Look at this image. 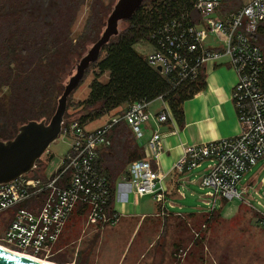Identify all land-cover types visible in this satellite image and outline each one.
Masks as SVG:
<instances>
[{
  "label": "built area",
  "instance_id": "2783aa9c",
  "mask_svg": "<svg viewBox=\"0 0 264 264\" xmlns=\"http://www.w3.org/2000/svg\"><path fill=\"white\" fill-rule=\"evenodd\" d=\"M240 1L238 7L225 11L224 0H193L189 10L154 29L148 38L152 49L146 62L172 90L197 80L209 62L225 60L235 73L231 99L239 134L184 147L172 168L181 174L208 163L199 187L204 191L202 203L209 215L220 207L218 200L250 205L253 182L237 186L264 159V46L255 43L256 36L264 31V0ZM157 99L164 108L156 114L149 111L150 102L138 100L95 129H87L76 119L62 123L58 137L68 138L70 143L52 170L47 172L44 167L42 174L35 176L36 166L0 183L1 248L51 262L72 244L63 243L71 217L84 219L82 232L89 227L116 225L119 214L112 206V191L96 165L99 152L110 146V131L120 121L125 122L139 146L149 121L155 126L167 122L174 126L168 105L162 96ZM162 149V135L155 130L145 144L144 157L128 164L126 175L121 177L130 182L137 196H150L158 203L161 215L165 213L164 175L158 171L157 161ZM258 196L263 212L252 205L250 208L258 214L256 224L264 228V204Z\"/></svg>",
  "mask_w": 264,
  "mask_h": 264
},
{
  "label": "trees",
  "instance_id": "16d2710c",
  "mask_svg": "<svg viewBox=\"0 0 264 264\" xmlns=\"http://www.w3.org/2000/svg\"><path fill=\"white\" fill-rule=\"evenodd\" d=\"M228 2L232 5H226ZM192 3L193 0H143L134 14L123 21L126 26L110 38L98 60L85 71L76 89L89 69L97 70L88 84L87 97L75 105L79 112L73 119L88 127L110 113L123 114L134 101L152 102L162 96L177 125L183 126V103L204 88V73L172 90L135 52L134 45L148 40L154 29L179 17ZM84 4L85 0H0V140L14 138L18 128L29 121L48 122L54 114L65 85L62 76L73 57L79 58L87 51V44L98 40L110 13L103 8L102 0H91L83 28L73 38L71 28ZM240 4V0H224L223 9L232 10ZM255 43L264 46V31L256 36ZM106 73L107 79L100 81ZM109 138L110 146L99 152L96 165L113 191L118 178L126 175L128 164L142 159L144 152L123 121L113 126ZM45 165L42 158L37 160L38 171L34 175H41ZM196 216L204 215L190 213L187 217ZM220 217L216 210L214 220ZM212 220L213 216L209 222Z\"/></svg>",
  "mask_w": 264,
  "mask_h": 264
},
{
  "label": "crops",
  "instance_id": "0c3cea01",
  "mask_svg": "<svg viewBox=\"0 0 264 264\" xmlns=\"http://www.w3.org/2000/svg\"><path fill=\"white\" fill-rule=\"evenodd\" d=\"M203 73L204 88L183 103V126L179 127L177 123L173 126L169 122L155 126L152 121H149L141 145H138L144 152L145 144L155 130L162 135L163 151L157 161V169L160 174L164 175L165 193L162 204L165 213L159 214L160 205L151 197L141 202L146 196H137L130 182L123 180L121 176L112 191V206L119 214L118 223L112 227L88 228L98 246L95 252L100 255H105L107 251H113L116 246L113 240L117 235H126L122 251L116 257L114 264H125V262L126 264H136L137 261H145V264H151L155 262L154 260L160 264L167 251L165 244L167 237L165 236L160 242L161 235L165 228L173 229L170 224L171 221L167 223L166 218L187 217L190 213L207 215V212H181L184 207L190 209L195 207L191 202L194 197L201 198L202 202L203 195L200 197L198 194L197 196V191L201 190L199 181L206 171V166L202 168L201 165L181 174L174 172L172 168L180 158L184 147L236 136L240 132V125L231 99V91L236 82V76L228 63L225 60L209 62L204 66ZM157 101L160 102L159 105L150 110V106ZM163 108V103L158 99L150 102L148 106L149 111L154 114ZM111 114L90 123L89 125L106 119L91 129L104 125ZM183 201H186V205H183ZM250 205L240 202L238 209L241 206L250 208ZM83 220V218L77 219L74 216L66 227L67 234L70 236V233H74L76 230L73 228L76 223L83 222ZM77 253L79 254L80 250ZM91 254L93 253L91 252ZM81 256L88 260L89 252Z\"/></svg>",
  "mask_w": 264,
  "mask_h": 264
},
{
  "label": "rangeland",
  "instance_id": "374dc122",
  "mask_svg": "<svg viewBox=\"0 0 264 264\" xmlns=\"http://www.w3.org/2000/svg\"><path fill=\"white\" fill-rule=\"evenodd\" d=\"M104 9L111 11L117 0H102ZM91 0H85V4L79 9L76 16V21L71 28L72 37H76L82 30L85 20L88 15V7ZM109 15V13H108ZM106 16V19L108 17ZM105 19V21H106ZM125 23L118 24V32L125 27ZM103 29V28H101ZM92 44L86 45V50ZM151 45L147 39L139 40L134 45L135 52L144 60L147 59L148 53L151 51ZM73 57V61L68 67L67 73L62 76L63 84H66L69 77L75 72V67L80 58ZM89 68V67H88ZM96 68L89 69V72L82 81L80 87L72 93L66 117V121L72 120L79 112L75 107L77 102L83 101L88 94V84L94 78ZM107 79V73L99 78L104 82ZM159 101L150 106V110L159 105ZM106 119L101 120L88 126L91 129L103 123ZM70 140L68 138L58 137L42 155V161L46 162L47 172L52 170L67 152ZM139 143V142H137ZM51 156V159H47ZM208 163L202 164V168ZM47 174V173H46ZM249 180H252V188L249 190V202L255 210L263 212L261 206L257 201L258 194L262 197L260 201L264 204V159L259 160L250 171L241 179L237 186L240 188ZM263 180V181H262ZM197 191V190H196ZM201 197L204 194L203 190L197 191V196ZM145 199H150L146 196ZM189 201V200H188ZM186 205V201H183ZM192 205L195 207L190 209L184 207L182 213L190 212H207V209L202 205L201 198L194 197ZM221 207L217 210L221 217L214 220V213L204 215L203 218L196 216L194 218L188 217H169L166 218L167 223L171 221L173 229L165 228L161 235V240L166 236L165 244L167 251L163 261L160 264H264V228L256 224V217L258 214L252 208L241 206L238 209L240 202L234 201H220ZM213 220L209 222L210 218ZM82 219V218H79ZM83 222L76 223L74 233L70 236L64 231L63 243L72 244L65 249L61 254V258H53L51 262L56 264H114L116 257L122 251V247L126 241V235L120 234L114 238L116 243L113 251H107L105 255H100L95 251L98 249L96 240L89 229L82 232ZM170 228V225L168 224ZM66 230V229H65ZM173 232V234H171ZM80 240L81 242H77ZM78 250L80 253L78 254ZM132 251V249H131ZM89 252L88 260L83 259L81 255ZM91 252L93 254H91ZM57 260V261H56ZM151 264H159L156 260ZM126 264V262H125ZM136 264H145V261H137Z\"/></svg>",
  "mask_w": 264,
  "mask_h": 264
},
{
  "label": "water",
  "instance_id": "95a60500",
  "mask_svg": "<svg viewBox=\"0 0 264 264\" xmlns=\"http://www.w3.org/2000/svg\"><path fill=\"white\" fill-rule=\"evenodd\" d=\"M143 0H117L110 11L105 27L90 48L78 61L75 72L64 85L54 114L48 122L29 121L18 128L10 140H0V183H7L34 170L45 151L59 136L62 123L66 122L67 100L78 87L89 65L99 58L102 47L118 34V24L128 20L141 6ZM159 70V68H157ZM0 264H53L39 262L0 248Z\"/></svg>",
  "mask_w": 264,
  "mask_h": 264
},
{
  "label": "bare ground",
  "instance_id": "6f19581e",
  "mask_svg": "<svg viewBox=\"0 0 264 264\" xmlns=\"http://www.w3.org/2000/svg\"><path fill=\"white\" fill-rule=\"evenodd\" d=\"M0 248H1V246H0ZM28 258H29V257H28ZM30 259H32V260H36V261H39V262H48V261L40 260V259H36V258H30ZM50 263H52V262H50ZM53 264H56V263H53Z\"/></svg>",
  "mask_w": 264,
  "mask_h": 264
},
{
  "label": "flooded vegetation",
  "instance_id": "af4514ba",
  "mask_svg": "<svg viewBox=\"0 0 264 264\" xmlns=\"http://www.w3.org/2000/svg\"><path fill=\"white\" fill-rule=\"evenodd\" d=\"M70 243H72V242H70ZM70 243H69V244H70ZM70 245H71V244H70ZM70 245H69V246H70ZM48 262H50V261H48Z\"/></svg>",
  "mask_w": 264,
  "mask_h": 264
}]
</instances>
